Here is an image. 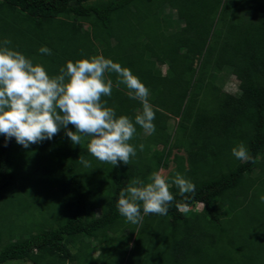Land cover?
Instances as JSON below:
<instances>
[{
    "label": "trees",
    "instance_id": "obj_1",
    "mask_svg": "<svg viewBox=\"0 0 264 264\" xmlns=\"http://www.w3.org/2000/svg\"><path fill=\"white\" fill-rule=\"evenodd\" d=\"M5 39L50 76L98 55L129 68L150 90L156 130L136 125L137 155L117 167L63 129L27 149L0 135V264H264V0H0V46ZM227 74L233 94L216 83ZM106 79V106L135 122L142 104L115 73ZM241 143L255 163L233 156ZM173 150L185 155L173 154L168 214L127 222L120 191L148 183ZM176 173L195 184L187 200ZM44 204L63 215L57 227L7 232L28 209L56 220Z\"/></svg>",
    "mask_w": 264,
    "mask_h": 264
},
{
    "label": "clouds",
    "instance_id": "obj_2",
    "mask_svg": "<svg viewBox=\"0 0 264 264\" xmlns=\"http://www.w3.org/2000/svg\"><path fill=\"white\" fill-rule=\"evenodd\" d=\"M10 44L5 39L0 46V135L6 142L14 138L27 149L51 140L63 129L73 145L87 141V150L96 160L117 167L128 165L137 155L136 147L129 143L136 134V125L147 134L155 132L150 90L129 68L98 55L68 61L59 74L50 76L45 67L34 65L30 58L7 46ZM39 52L51 55L46 46ZM110 73L118 77L116 87L125 85L129 97L142 104V113L135 116V122L126 115L117 118L115 110L102 99L112 95L113 81L106 79ZM69 125L75 131L69 130ZM143 148L140 144V151ZM231 151L235 158L255 163L243 143ZM78 161L85 168L92 167L83 157ZM148 179V183L135 179L119 193L117 209L127 222L141 224L145 216H165L175 200L165 175L154 172ZM171 183L185 200L187 194L195 193V184L180 173ZM261 200L264 202V197ZM176 206L187 210L186 203Z\"/></svg>",
    "mask_w": 264,
    "mask_h": 264
},
{
    "label": "rangeland",
    "instance_id": "obj_3",
    "mask_svg": "<svg viewBox=\"0 0 264 264\" xmlns=\"http://www.w3.org/2000/svg\"><path fill=\"white\" fill-rule=\"evenodd\" d=\"M167 13L169 12V10L167 9L166 11ZM173 16L175 15L174 12ZM176 16V15H175ZM165 67L161 68V71L164 72ZM217 84L221 85L223 87L224 92H229L231 94L236 92V86H237V81L235 80V78L231 75H224V80H217L216 81ZM173 154H178V155H185V152L180 150H173L172 154L170 156V163L169 166L164 169L161 168L158 170L159 173H161L162 175H165L166 177L168 176V174L171 172V170L174 168L175 164L173 163ZM45 206H47L48 211L46 212H56V207L53 206L52 204H44ZM44 212L42 211H38L37 209H28L27 210V214H25L24 216L20 217L18 216V219H13V221L15 222L14 224H11V227L9 229H7V232L11 231V233H14V231H20V233H27L24 235V237H27L30 233L35 234L37 233L40 229L42 228H55L57 227V224L61 221L59 219H61L63 217V215H59L58 213H55V215L57 216V219H52L50 218V215L47 217V213L45 214L46 217L44 218ZM16 218V217H15ZM58 222V223H57ZM18 224V225H17ZM6 264H30V263H24V262H20V261H13V262H8Z\"/></svg>",
    "mask_w": 264,
    "mask_h": 264
}]
</instances>
